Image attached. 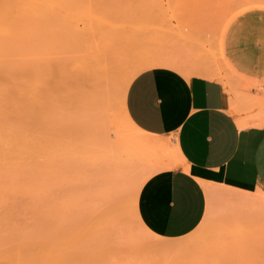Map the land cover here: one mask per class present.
<instances>
[{"label": "rangeland", "instance_id": "374dc122", "mask_svg": "<svg viewBox=\"0 0 264 264\" xmlns=\"http://www.w3.org/2000/svg\"><path fill=\"white\" fill-rule=\"evenodd\" d=\"M28 2L0 0V264H264V188L220 192L184 236L143 224L150 161L121 106L149 60L232 76L228 29L264 0Z\"/></svg>", "mask_w": 264, "mask_h": 264}, {"label": "crops", "instance_id": "0c3cea01", "mask_svg": "<svg viewBox=\"0 0 264 264\" xmlns=\"http://www.w3.org/2000/svg\"><path fill=\"white\" fill-rule=\"evenodd\" d=\"M259 9L228 29L224 59L232 76L187 75L177 66L158 65L128 86L126 112L144 131L143 141L158 145L162 156L152 160L146 146L150 173L137 199L141 221L157 235L195 230L220 192L264 188V8ZM154 165L159 167L151 172Z\"/></svg>", "mask_w": 264, "mask_h": 264}, {"label": "bare ground", "instance_id": "6f19581e", "mask_svg": "<svg viewBox=\"0 0 264 264\" xmlns=\"http://www.w3.org/2000/svg\"><path fill=\"white\" fill-rule=\"evenodd\" d=\"M34 0H31V2H33ZM19 2H21V1H19ZM22 2H23V0H22ZM27 2V1H26ZM29 2H30V0H29ZM28 2V3H29ZM32 4H35V3H32ZM30 5V4H29ZM25 8V7H24ZM99 58V57H98ZM99 62H101V61H99ZM98 61H97V64H99L100 65V63H99ZM226 63V62H225ZM97 64L95 63V66H97ZM99 65H98V69H100V67H99ZM158 65H174V66H177V67H179L183 72H185L187 75H190V74H201V75H205V76H209V77H219V78H223L222 77V75H223V73H222V71L220 70V71H218V69H216V68H213V67H209V66H205V67H203V66H187L185 63L183 64L181 61H179V60H176V59H171V58H169V59H167V58H162V59H156V60H149V61H147V62H145V63H142V64H140L139 66H137L127 77H126V79L124 80V82H123V89H122V91H121V106H122V111H123V114H124V116H125V118L127 119V121L133 126V127H135L137 130H139V131H142V130H140L138 127H136V125L130 120V118H129V116H128V114H127V112H126V108H125V95H126V91H127V89H128V86H129V84H130V82L132 81V79L136 76V75H138V73H140L141 71H143V70H145L146 68H149V67H153V66H158ZM107 67V66H106ZM103 68V67H102ZM101 68V69H102ZM95 69H96V67H95ZM113 69V68H112ZM108 70V69H107ZM102 71V70H101ZM96 72V71H95ZM98 72V71H97ZM104 72V71H103ZM110 72H112V71H110ZM109 73V72H108ZM236 74V73H235ZM99 75V74H98ZM106 75V74H105ZM113 75V74H112ZM108 76H111V75H108ZM99 78H100V75L98 76ZM103 77L104 76H102V78L101 79H103ZM107 77V76H106ZM224 79V78H223ZM105 80V79H104ZM101 81V80H100ZM99 81V82H100ZM109 82V81H108ZM107 82V83H108ZM102 84V83H101ZM99 85H100V83H99ZM98 86V85H97ZM104 86H105V84H104ZM109 86V85H108ZM103 87V86H102ZM102 90H103V88H102ZM98 91V90H97ZM105 91H106V89H105ZM103 92V91H102ZM102 92H100V93H102ZM98 94V93H97ZM104 94V93H103ZM100 97H101V95H100ZM102 98V97H101ZM100 98V99H101ZM96 99H97V97H96ZM99 99V98H98ZM101 101H102V99H101ZM98 103V102H97ZM103 103V102H102ZM99 105V104H98ZM104 105V104H103ZM110 124V123H109ZM115 126V125H114ZM111 128V127H110ZM142 132H144V131H142ZM110 134H111V131H110ZM115 135V134H114ZM142 141H143V139H142ZM145 144H146V146L148 147V149L150 150L149 151V154H150V158L152 159V160H159L160 159V157H162L161 155H157V153H156V151L155 150H157V149H159V146L158 145H155L152 141H150L149 139L147 140V139H144V141H143ZM155 145V146H154ZM123 152V151H122ZM125 155V154H124ZM163 155V154H162ZM180 157V155H178V158ZM177 158V157H176ZM175 161H176V159L175 160H173V163H175ZM157 167H159V166H156V165H154V167H152V170H151V172L154 170V169H156ZM150 172H148L143 178H142V181L140 182V185H139V188H138V191H139V189H140V186H141V184L143 183V181L146 179V177L148 176V174H149ZM209 186H210V184H209ZM210 187H208L207 189H209ZM213 189V188H212ZM212 189H209V190H211L212 191ZM208 193H209V196H210V198H211V195H213L212 194V192H210V191H208ZM262 193H264V192H262ZM213 197H214V195H213ZM137 199H138V192H137V197H136V201H135V208L137 207ZM210 203H211V200H210ZM136 211H137V209H136ZM138 213V212H137Z\"/></svg>", "mask_w": 264, "mask_h": 264}]
</instances>
